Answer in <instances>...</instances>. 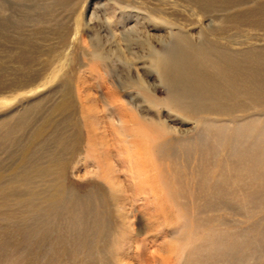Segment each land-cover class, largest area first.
Returning <instances> with one entry per match:
<instances>
[{
  "label": "rangeland",
  "instance_id": "rangeland-1",
  "mask_svg": "<svg viewBox=\"0 0 264 264\" xmlns=\"http://www.w3.org/2000/svg\"><path fill=\"white\" fill-rule=\"evenodd\" d=\"M137 1L165 7L175 25L147 13ZM176 2L0 0V58L18 55L24 64L20 73L38 76L36 83L52 75L55 81L34 93L28 88L14 92L18 96L5 93L16 98L0 108V124L11 125L35 104L42 115L38 120L63 97L74 105L61 115L69 126L63 131L69 145L59 181L40 178L44 169L54 168V153L29 156L32 173L18 187L35 194L27 203L31 208L15 198L4 201L0 191V264H264V169L241 172L245 165L231 155L233 127L250 115L233 121L183 111L187 104L210 101L177 88L181 97L175 103V88L167 91L157 80L153 52L164 56L168 43L149 35L169 42L181 32L198 44L200 33L214 41L217 34L211 36L210 29L220 30L213 20L221 15L200 19ZM133 26L146 44L122 37ZM249 34L239 32L243 46L234 50L249 49L244 43L255 38L254 46L264 47V32ZM231 38L227 42L234 43ZM128 77L134 88L126 87ZM78 90L90 98L84 110ZM147 93L156 101L149 102ZM114 99L130 110L125 129L116 114L102 111ZM83 113L89 116L84 119ZM207 121L229 130L218 132L203 124ZM23 132L15 134L20 145L6 150L0 141L3 182L34 130ZM58 185L62 192L50 202L45 195L55 194Z\"/></svg>",
  "mask_w": 264,
  "mask_h": 264
},
{
  "label": "bare ground",
  "instance_id": "bare-ground-1",
  "mask_svg": "<svg viewBox=\"0 0 264 264\" xmlns=\"http://www.w3.org/2000/svg\"><path fill=\"white\" fill-rule=\"evenodd\" d=\"M137 2L147 13L149 12L157 18H162L169 24L175 25V19L167 15L164 6V8H147L148 4L146 2ZM176 3L184 4L200 19L212 14L221 15L213 20L216 23V27L218 26L220 30L217 31L213 27L210 29L212 32L211 36L217 34V37L213 39L214 41H210L208 38L209 34L200 33L198 44H195L191 35L181 32L173 33L169 42L155 35H149L153 41L155 40L161 45L168 43L167 48H163V51H166L164 56H158V52L153 48V54L155 55L153 57H156L153 60L154 69L160 86L166 88L167 91L170 89L172 91L175 88L172 95L175 103L177 97H181L178 93L179 90H176L177 88H180L181 91L183 89H192L195 93L192 91L191 94H195L200 99L205 98L210 101L209 104H206L208 102L205 99L206 103H190L183 110L193 111L198 115H202L201 117H228L234 121L240 115H250L233 127L232 133L235 136V140L231 155L238 157L242 161L240 162L241 165H245V170L239 167L241 172H245L251 167L264 169V47H255L254 40L257 39L255 38L251 41L248 39L249 42L244 43L249 49L234 50L243 46L237 41L239 32H250V36H254L251 31L255 33L264 32V0H177ZM250 5H253L251 9L240 10ZM148 9L149 11H147ZM232 11L235 12L231 14L230 12ZM124 36L135 37L136 40L142 41V45L147 43V40L143 41L145 37L140 35L138 27H129L122 34V37ZM229 36H232L231 39L234 40V43L227 42ZM209 41L212 43L208 44ZM257 41L259 42L260 40ZM100 46L99 44L98 48H101ZM96 52L98 53V50ZM103 57L107 59L106 56ZM23 65L18 55L8 56L6 54L0 58V68L3 71L0 74V108L8 103L11 104V99L16 98V96L15 98L5 97V93L10 91L17 93L26 88L34 93L35 90H44L45 87L55 82L51 81L53 80L52 76H54L52 75L49 79L44 78L41 82L36 83L38 76L31 77L30 73H20L24 68ZM135 70L140 76L139 69L136 68ZM7 73H9L7 77H11L10 79H6ZM124 83L128 89L137 85L134 79L130 77L125 79ZM35 84L38 85L35 87ZM150 87L153 88V86ZM84 91L78 90L81 95V97L79 95V99L83 110L90 99L89 96L85 95ZM15 95L18 96L20 94ZM146 97L151 103L156 101L154 95L149 96L147 93ZM169 103L172 104L173 102L170 101ZM105 105V110H102L104 114H109L112 118L116 114L120 127L125 129L127 125L125 120L128 118L132 120V116L129 114L130 110L126 108L127 104L120 99H114ZM73 106L72 100L63 97L54 107L55 110H51L50 113L47 112L46 115L43 113L45 119H35L36 117H42V115H38L41 111L38 108L39 104H35L23 112L22 115L15 117L16 122H13L15 120L12 119L10 121L12 126H8V121H3L0 124V141L4 144L6 150L12 145H20L19 137H15L17 132L24 131L29 133L34 130L29 142L27 144L24 143L23 147L19 149V153L16 154L17 160L14 161L11 167L6 169V172L11 171L7 182H3L2 178V171L6 166L4 163H2L3 166H0V191L2 196H4V201L15 198L18 199L17 204L20 205L24 201V206L31 208V205L27 203L29 201L33 202L31 198L35 194L25 193L18 187L19 185L23 186L26 183L25 181L28 180V176L32 173V169L28 167L26 162L29 156V159H41L54 153L58 158L54 159V168L49 166L44 169L40 173V178L56 177L59 181L65 167L63 162L69 145V142L63 138V133L66 132L69 126L67 119H61V115L73 111ZM120 107L122 108L120 109ZM93 111L96 110H91L90 112ZM99 113L97 110L95 114ZM83 115L85 119V117L89 116V113H83ZM141 119L144 120L146 118L142 117ZM212 122L207 121L203 124L217 129L218 132L223 131L227 127L223 125L216 126L215 121ZM38 123L41 124L37 125ZM162 125V128H164L165 125ZM167 128L169 130L172 129L171 127ZM226 129L227 131L229 130L228 127ZM248 144L251 145V148H249ZM52 146H55V148L53 149ZM44 147L46 148L45 150L43 149ZM19 161L22 164H19ZM48 163L51 164L53 162ZM61 192V186L58 185L55 189V194H46L45 198L51 202L52 199L58 198L57 195L61 194Z\"/></svg>",
  "mask_w": 264,
  "mask_h": 264
}]
</instances>
